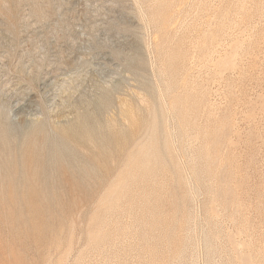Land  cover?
<instances>
[{"label":"rangeland","instance_id":"374dc122","mask_svg":"<svg viewBox=\"0 0 264 264\" xmlns=\"http://www.w3.org/2000/svg\"><path fill=\"white\" fill-rule=\"evenodd\" d=\"M26 144L43 205L0 204V264H264V0H0L3 198Z\"/></svg>","mask_w":264,"mask_h":264},{"label":"bare ground","instance_id":"6f19581e","mask_svg":"<svg viewBox=\"0 0 264 264\" xmlns=\"http://www.w3.org/2000/svg\"><path fill=\"white\" fill-rule=\"evenodd\" d=\"M63 139L68 140L66 136ZM75 144H79L77 141L74 142ZM82 146V145H81ZM35 147V145H34ZM23 170L22 174L19 175L17 169H13L10 167V171L8 176L5 179V183L3 184L4 187L7 189V196L1 197L0 196V204L5 205L3 202H7L6 205H17L18 203L24 204L28 211L31 212V215L34 216L35 214L41 211L42 201H43V192H44V185L40 182L42 177V170L39 165V161L37 159L36 152L33 151V146L31 144H26L25 148L23 149ZM128 160L130 163H133V160L136 159L135 155L131 154ZM128 165V171H133V168L136 167L135 164ZM133 166V168H132ZM108 169L106 170V173ZM123 178H117L116 185L120 182H123ZM103 186H110L112 187L113 184L111 182L101 184ZM108 189V187L106 188ZM27 203V204H26ZM18 209V208H17ZM2 212V211H1ZM0 212V213H1ZM1 217V215H0ZM9 220L10 223L12 222H20L22 227L27 225L28 221L26 220L25 214L21 212L19 208L15 212L11 213L10 215H6L3 217ZM2 218V219H3ZM29 227V226H28ZM27 229V228H26Z\"/></svg>","mask_w":264,"mask_h":264},{"label":"water","instance_id":"95a60500","mask_svg":"<svg viewBox=\"0 0 264 264\" xmlns=\"http://www.w3.org/2000/svg\"><path fill=\"white\" fill-rule=\"evenodd\" d=\"M106 91L102 89L101 92L89 103V109L84 110L81 113H78L64 126V134L70 138H77L79 135L80 127L85 126L88 130L92 131L98 124L101 125V116L104 110L109 107L111 104V99L106 95ZM82 104V103H79ZM75 103L74 105H70V108H77L79 105ZM94 131V130H93ZM94 134V133H93Z\"/></svg>","mask_w":264,"mask_h":264}]
</instances>
